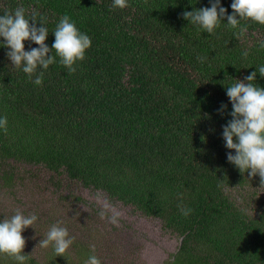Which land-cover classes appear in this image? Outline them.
I'll return each instance as SVG.
<instances>
[{"label": "trees", "instance_id": "obj_1", "mask_svg": "<svg viewBox=\"0 0 264 264\" xmlns=\"http://www.w3.org/2000/svg\"><path fill=\"white\" fill-rule=\"evenodd\" d=\"M231 3L222 0L229 14ZM205 6L209 0H129L123 9L112 0H0V14L17 7L41 14L49 47L65 14L92 39L75 72L57 57L40 85L0 45V115L8 120L0 129L3 185L15 184L11 163H20L102 191L181 238L165 264H264V198L233 193L248 184L264 192V184L227 161L235 150L221 135L232 110L226 86L264 65V24L242 20L238 35L225 17L209 34L182 16ZM24 43L25 50L38 47ZM256 83L264 87L258 72ZM51 225L41 229L39 251L25 245L29 264H85L95 254L94 240L79 237L63 255L41 247ZM0 264L16 262L0 255Z\"/></svg>", "mask_w": 264, "mask_h": 264}, {"label": "clouds", "instance_id": "obj_2", "mask_svg": "<svg viewBox=\"0 0 264 264\" xmlns=\"http://www.w3.org/2000/svg\"><path fill=\"white\" fill-rule=\"evenodd\" d=\"M128 3L129 0H112V7L123 9ZM209 3L210 7L184 11L183 18L209 34L216 31L225 17L227 26L232 29L240 28L238 35H242L244 31L241 27L242 20L248 19L264 24V0H232L231 14L223 6L222 0H209ZM38 16L39 26L36 23ZM52 33L55 39L49 47L45 43L49 30L44 17L38 12L27 16L23 7H17L14 11L0 14V38H3L0 45L7 47V57L14 67L21 69L30 79L35 75V85L42 84L44 70L56 63L57 57L59 63L70 73L75 72L77 61L85 59L86 51L92 44L91 37L81 31L67 14L59 19ZM26 40L34 42L38 47L25 50ZM261 46L264 47V44ZM242 55L247 56L248 51L245 50ZM198 59L203 62L205 58ZM257 72L264 77V65L256 67V71L246 75L243 80L235 79V82L226 86V95L232 104V110L228 113L231 119L222 126L221 135L225 147L235 150L226 153L227 161L241 173L248 172L250 176L259 174L261 185L264 184V87L256 83ZM226 108L227 104L221 103L217 112L223 115ZM7 124V117L0 115V129L6 131ZM181 212L187 216L191 209L181 207ZM104 214L101 211L100 215ZM38 220L37 213L25 215L19 209L10 217L0 219V255L12 258L16 264H29L30 256L23 251L26 245L23 233ZM112 222L117 223L115 216L112 217ZM74 241L75 237L70 235L67 227L54 223L38 244L43 248L51 246L58 256L65 254ZM85 264L102 262L98 256L91 254Z\"/></svg>", "mask_w": 264, "mask_h": 264}, {"label": "rangeland", "instance_id": "obj_3", "mask_svg": "<svg viewBox=\"0 0 264 264\" xmlns=\"http://www.w3.org/2000/svg\"><path fill=\"white\" fill-rule=\"evenodd\" d=\"M11 165L17 179L11 188L5 187L0 179V212L5 217L17 209L25 215L33 212L39 215L33 228L28 227L23 233L31 251L40 250L36 240L41 229L59 223L75 239L94 240L92 247L102 264H165L177 252L181 238L164 230L160 220L143 216L132 207L109 199L102 191L69 184L42 167ZM58 180L61 185L57 188L54 183ZM253 192L255 196H249L248 201L264 198L258 185L248 184L233 190L236 198ZM101 211L105 213L103 216ZM113 216L117 220L115 224Z\"/></svg>", "mask_w": 264, "mask_h": 264}]
</instances>
